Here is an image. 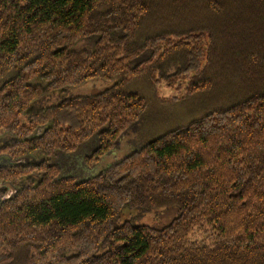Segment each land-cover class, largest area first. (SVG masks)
Listing matches in <instances>:
<instances>
[{
	"label": "trees",
	"instance_id": "1",
	"mask_svg": "<svg viewBox=\"0 0 264 264\" xmlns=\"http://www.w3.org/2000/svg\"><path fill=\"white\" fill-rule=\"evenodd\" d=\"M137 79L208 111L94 178L63 176L54 156L94 138L89 167L117 153L146 108L123 91ZM4 135L0 264H264V0H0ZM170 207L161 229L119 224Z\"/></svg>",
	"mask_w": 264,
	"mask_h": 264
},
{
	"label": "rangeland",
	"instance_id": "2",
	"mask_svg": "<svg viewBox=\"0 0 264 264\" xmlns=\"http://www.w3.org/2000/svg\"><path fill=\"white\" fill-rule=\"evenodd\" d=\"M90 48V43L81 42L75 46L73 50L81 51ZM114 84L115 80L100 81V84L96 87L88 86L79 89L76 88L69 93L65 92L57 95L51 94V96L47 97L49 99H47L43 105L44 107L52 105L57 103L60 99L68 98L70 96L96 95L112 87ZM123 91L127 94H135L141 97L145 102L146 108L139 121L119 140L120 145L115 149V152L117 151V153L114 156H111L112 153H110L105 160L99 161L89 167L86 165L85 159L90 156L93 148L96 146V138H94L90 143L82 145L71 155L57 154L54 156L52 162L60 166L63 176H72L77 180H83L86 176H88L86 177L88 179L94 178L100 171H102V169H105V165H113L121 161L128 153L133 152V148L136 149L144 146L146 143L159 138L167 131L185 126L190 120L200 117L203 113L208 111L207 109L204 110L205 104H203L202 95L196 97L197 99L191 101L188 100L184 103L175 105L170 102V99L175 96L173 91L166 89L162 85L158 86L156 89L151 88L142 79H137L136 81L129 83ZM204 101L206 103L207 98L204 97ZM200 106H203V108H200ZM197 109L200 110L198 111ZM8 142H10L9 135H4L0 138V146ZM28 161L30 162L31 160L29 159ZM24 162V160H21L18 163ZM2 164L9 166L15 165L10 164L7 160ZM0 190L4 191H0L3 195L4 193H9V191L14 193L12 188L3 185H0ZM176 217L177 209L174 207L160 208L149 212L125 208L121 212L119 224L130 221L134 225L161 229L170 224V222Z\"/></svg>",
	"mask_w": 264,
	"mask_h": 264
},
{
	"label": "flooded vegetation",
	"instance_id": "3",
	"mask_svg": "<svg viewBox=\"0 0 264 264\" xmlns=\"http://www.w3.org/2000/svg\"><path fill=\"white\" fill-rule=\"evenodd\" d=\"M1 192H4L3 190H0ZM0 192V202H2L5 199H8L12 196V191H9V193H4V195ZM2 194V195H1Z\"/></svg>",
	"mask_w": 264,
	"mask_h": 264
}]
</instances>
